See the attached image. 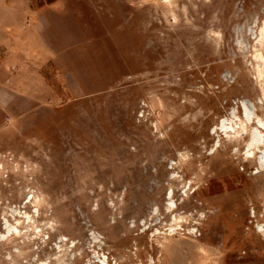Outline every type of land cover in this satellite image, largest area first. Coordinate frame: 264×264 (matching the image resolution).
<instances>
[{"label": "rangeland", "instance_id": "rangeland-1", "mask_svg": "<svg viewBox=\"0 0 264 264\" xmlns=\"http://www.w3.org/2000/svg\"><path fill=\"white\" fill-rule=\"evenodd\" d=\"M48 1L0 0V264H264V0Z\"/></svg>", "mask_w": 264, "mask_h": 264}, {"label": "crops", "instance_id": "crops-1", "mask_svg": "<svg viewBox=\"0 0 264 264\" xmlns=\"http://www.w3.org/2000/svg\"><path fill=\"white\" fill-rule=\"evenodd\" d=\"M49 7L50 9H48V11L51 12V14L53 15L52 19L58 20V18H60L63 20L64 18L68 19V17H70V21L71 19L73 20L71 21V23H75L76 25H79L80 22L78 21L76 16L72 15L75 9L70 7L68 1L61 0L60 7H57L56 4H51ZM39 18L40 17H38V19ZM40 24L42 26L41 29L37 28V26L35 25L34 27L36 29L35 35L34 34L30 35L31 42H34L37 39L36 43L39 44L40 48L46 52V55L48 57L50 56L49 58H51V56L57 57L59 54H57L56 51L65 48L66 45L68 44V41H63V39L61 38L62 33L60 32L61 33L60 34L56 31V23L54 21L51 22L44 21V25H45L44 27L42 25V22H40Z\"/></svg>", "mask_w": 264, "mask_h": 264}, {"label": "bare ground", "instance_id": "bare-ground-1", "mask_svg": "<svg viewBox=\"0 0 264 264\" xmlns=\"http://www.w3.org/2000/svg\"><path fill=\"white\" fill-rule=\"evenodd\" d=\"M262 29L264 30V21H263V27H262ZM240 103H241V106H242L243 115H244V117L246 119L245 121H247V122H245V121L244 122H241L240 128L242 130L243 129L245 130V129H247L248 123H249V125H251L252 123H254L255 116H254V113L251 110L249 104L246 101H242ZM233 118L239 120L238 116L236 114H234L232 116V118H226L225 120H223L221 122V127L219 129H221L222 132H225V134H227L230 131H232L233 133H235V127H237L238 125H236V122L234 121ZM237 128H239V126ZM250 137H251V140H250V142L246 146V153L248 154V157H247L248 160L254 158L255 150H258L260 148L261 143L263 142V140H262V138L260 136V132L258 130V127L252 129L251 134H250ZM258 162L262 166H264V152L259 157ZM169 203H170L171 206H174V208H176V205L172 201V198L169 199ZM174 210L175 209H171L169 211L170 212H173Z\"/></svg>", "mask_w": 264, "mask_h": 264}, {"label": "trees", "instance_id": "trees-1", "mask_svg": "<svg viewBox=\"0 0 264 264\" xmlns=\"http://www.w3.org/2000/svg\"><path fill=\"white\" fill-rule=\"evenodd\" d=\"M51 0H49L48 2H50Z\"/></svg>", "mask_w": 264, "mask_h": 264}]
</instances>
